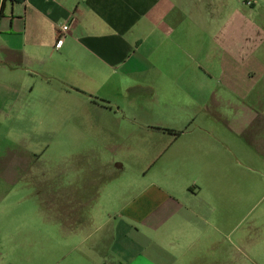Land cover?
Masks as SVG:
<instances>
[{
    "label": "crops",
    "instance_id": "0c3cea01",
    "mask_svg": "<svg viewBox=\"0 0 264 264\" xmlns=\"http://www.w3.org/2000/svg\"><path fill=\"white\" fill-rule=\"evenodd\" d=\"M251 5L0 0V263L50 205L73 264H264L235 175L264 169Z\"/></svg>",
    "mask_w": 264,
    "mask_h": 264
},
{
    "label": "rangeland",
    "instance_id": "374dc122",
    "mask_svg": "<svg viewBox=\"0 0 264 264\" xmlns=\"http://www.w3.org/2000/svg\"><path fill=\"white\" fill-rule=\"evenodd\" d=\"M249 7L253 9L252 12H257L255 5ZM254 15L253 18L256 20ZM254 47L253 45L252 48ZM253 50L256 57H264V44ZM259 85L264 87V76ZM252 127L253 129L261 127L264 130V123L258 118L253 122ZM250 131H252V128H250ZM234 139L237 143L241 142L240 136H234ZM238 147L240 146L238 145ZM238 158L240 159V157L236 158L237 163ZM240 160L242 161V159ZM237 163L236 180L242 181L241 174L244 171L246 174L244 180L253 185L251 204L244 217L242 228H248L252 231H264V169L259 175L246 167V161H242L241 165ZM262 166L264 167V164ZM42 209L43 211H40L39 216L32 217L33 210L27 207L29 230L25 248L22 247L20 251L12 241L5 251L6 261L0 264H73V249L79 248V246L82 248L87 246L88 243L70 236L67 230L55 228V226H53L54 228L51 227L54 225L52 217L56 214V210L52 206L45 205Z\"/></svg>",
    "mask_w": 264,
    "mask_h": 264
},
{
    "label": "built area",
    "instance_id": "2783aa9c",
    "mask_svg": "<svg viewBox=\"0 0 264 264\" xmlns=\"http://www.w3.org/2000/svg\"><path fill=\"white\" fill-rule=\"evenodd\" d=\"M244 2L247 5H251L254 2V0H244ZM69 28H70V25L68 23H64L61 26V29L59 30L58 35H57V42L60 43L62 41V39L65 37L66 33L69 31Z\"/></svg>",
    "mask_w": 264,
    "mask_h": 264
},
{
    "label": "trees",
    "instance_id": "16d2710c",
    "mask_svg": "<svg viewBox=\"0 0 264 264\" xmlns=\"http://www.w3.org/2000/svg\"><path fill=\"white\" fill-rule=\"evenodd\" d=\"M1 14H2V8H1Z\"/></svg>",
    "mask_w": 264,
    "mask_h": 264
}]
</instances>
